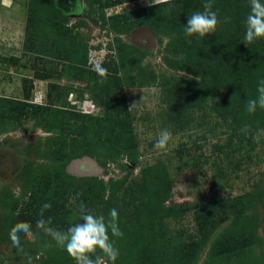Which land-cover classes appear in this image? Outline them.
I'll use <instances>...</instances> for the list:
<instances>
[{"label": "rangeland", "instance_id": "374dc122", "mask_svg": "<svg viewBox=\"0 0 264 264\" xmlns=\"http://www.w3.org/2000/svg\"><path fill=\"white\" fill-rule=\"evenodd\" d=\"M203 3L0 0V264H75L37 220L51 203L65 231L80 202L118 211L115 264H264V39L242 42L249 0H212L217 31L186 37ZM83 157L100 170L74 173ZM19 222L36 238L16 247Z\"/></svg>", "mask_w": 264, "mask_h": 264}, {"label": "clouds", "instance_id": "9594fccd", "mask_svg": "<svg viewBox=\"0 0 264 264\" xmlns=\"http://www.w3.org/2000/svg\"><path fill=\"white\" fill-rule=\"evenodd\" d=\"M150 4L159 5L164 0H149ZM82 7V0H76L75 8ZM202 11L193 12L188 17L184 33L186 37L204 38L214 34L221 24L217 12L213 10L212 0H204ZM245 33L243 43L246 45L258 39H264V0H249V12L245 19ZM191 44L192 40L189 39ZM92 71L96 72L104 83L107 69L100 63L92 65ZM259 109H264V80H261L257 89V96L247 101L246 111L255 114ZM261 133L254 137L259 142ZM171 133L164 129L159 133L155 142V149L167 151ZM51 203H44L40 210V219L37 220V227L42 229L55 241L56 245L64 250L73 258L75 264H115L119 256V249L111 237L120 238L123 232L119 227L118 211L113 208L109 211L106 219L103 215H94L83 202H80L78 211V222L70 223L65 231L50 227L51 217L44 219L45 211L51 209ZM72 218H70L71 220ZM26 238L35 240V234L31 230V225L27 222H19L10 231V240L16 247L20 246V234ZM111 233V236H110ZM29 264L31 258L29 257Z\"/></svg>", "mask_w": 264, "mask_h": 264}, {"label": "water", "instance_id": "95a60500", "mask_svg": "<svg viewBox=\"0 0 264 264\" xmlns=\"http://www.w3.org/2000/svg\"><path fill=\"white\" fill-rule=\"evenodd\" d=\"M133 42L138 43L140 45L153 46L155 42H154L152 30L148 27H142L136 33V35L133 39ZM70 169L74 173H78V174L88 173V172H97L100 170L97 163L89 157H83V158H79V159L74 160L70 164Z\"/></svg>", "mask_w": 264, "mask_h": 264}, {"label": "flooded vegetation", "instance_id": "af4514ba", "mask_svg": "<svg viewBox=\"0 0 264 264\" xmlns=\"http://www.w3.org/2000/svg\"><path fill=\"white\" fill-rule=\"evenodd\" d=\"M57 5L65 11H70L74 7L75 0H55Z\"/></svg>", "mask_w": 264, "mask_h": 264}]
</instances>
